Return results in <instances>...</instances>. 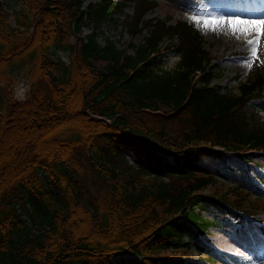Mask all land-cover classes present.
I'll return each instance as SVG.
<instances>
[{
    "label": "trees",
    "instance_id": "16d2710c",
    "mask_svg": "<svg viewBox=\"0 0 264 264\" xmlns=\"http://www.w3.org/2000/svg\"><path fill=\"white\" fill-rule=\"evenodd\" d=\"M20 1L13 23L0 0V264H115L126 252L176 264L221 216L254 210L245 176L264 167L263 74L239 91L213 80L194 20L146 16L158 0ZM131 1L121 44L100 24ZM169 50L179 57L161 66ZM222 166L235 174L226 188Z\"/></svg>",
    "mask_w": 264,
    "mask_h": 264
},
{
    "label": "rangeland",
    "instance_id": "374dc122",
    "mask_svg": "<svg viewBox=\"0 0 264 264\" xmlns=\"http://www.w3.org/2000/svg\"><path fill=\"white\" fill-rule=\"evenodd\" d=\"M20 2V0H8L6 5L13 23L15 19L12 8L18 7ZM260 5L264 6V0H158L146 16L167 17L170 22L181 18L194 20L200 28L204 45L212 56V62L221 70L213 80L226 83L232 91H239L240 79L251 78L259 73L264 75V37H258L255 29V33L252 32L242 38L228 33L227 30L231 21L238 19H250L251 24H259L264 20V11L260 13L256 10ZM132 10L133 1L118 10L115 17L105 18L100 24L101 28L111 37L119 38L121 44H125L129 41L130 35L122 24L125 13ZM93 28L92 24H84L83 32L91 31ZM100 35L103 40V34ZM138 38L139 36L136 37ZM70 39H75V35L71 33ZM257 40L260 41L258 48L255 43ZM60 53L68 59L65 50H61ZM178 57V52L169 50L160 56V61H156L161 66L170 67L175 64ZM14 71L12 89L17 97L24 98L29 90L30 78L26 75L24 67H16ZM237 74L240 76L237 77ZM262 91L264 92V81ZM128 154L131 160H136L131 152ZM168 158L170 161L173 160L172 156ZM226 162L238 168L245 166L243 161L234 156L229 157ZM259 172L263 173L264 167L252 166L248 171L250 175ZM215 175L217 182L223 188L235 182V174L227 166L216 169ZM250 175L245 176L247 181L245 184L250 190L248 194L254 210L250 211L251 213L237 211L241 213V217L231 211L221 216L217 224L193 236L192 248L188 250L183 262L176 264H264V232L258 225L264 224V201L259 203V200L264 198V180L255 182ZM35 197L33 199L37 198ZM27 200L30 201L29 198ZM20 208H24L21 203ZM202 213L212 214L210 210L204 209ZM23 215L31 221L27 211H24ZM191 226L195 227L194 224ZM113 261L115 264H143L141 256L131 252L117 254L113 257Z\"/></svg>",
    "mask_w": 264,
    "mask_h": 264
},
{
    "label": "snow or ice",
    "instance_id": "6c2138e0",
    "mask_svg": "<svg viewBox=\"0 0 264 264\" xmlns=\"http://www.w3.org/2000/svg\"><path fill=\"white\" fill-rule=\"evenodd\" d=\"M241 24L245 25L244 31H249L250 29H255L258 37H264V20H261V22L259 24L253 23L251 25H248L247 22L244 20H233V21H231V25H232L234 31H236L237 26L241 25ZM255 43H256V47L258 48L260 41L257 40Z\"/></svg>",
    "mask_w": 264,
    "mask_h": 264
},
{
    "label": "bare ground",
    "instance_id": "6f19581e",
    "mask_svg": "<svg viewBox=\"0 0 264 264\" xmlns=\"http://www.w3.org/2000/svg\"><path fill=\"white\" fill-rule=\"evenodd\" d=\"M256 10L258 11V12H260V13H262L263 11H264V6L263 5H260V6H258L257 8H256ZM238 20H244V21H246L247 22V24L248 25H251V21H250V19H238ZM244 28H245V25L244 24H241V25H238L237 26V30L236 31H234L233 30V27H232V25H231V23H230V26H229V28H228V33H230V34H234V35H239L241 38L243 37V36H245V35H248V34H250V33H252V32H254V29H250L249 31H244ZM255 33V32H254ZM227 34V33H226ZM225 34V35H226ZM229 35V34H228ZM235 37V36H234ZM228 38V37H227Z\"/></svg>",
    "mask_w": 264,
    "mask_h": 264
}]
</instances>
